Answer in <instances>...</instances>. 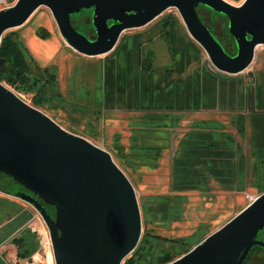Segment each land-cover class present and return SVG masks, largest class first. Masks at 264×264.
Returning a JSON list of instances; mask_svg holds the SVG:
<instances>
[{
	"label": "crops",
	"instance_id": "0c3cea01",
	"mask_svg": "<svg viewBox=\"0 0 264 264\" xmlns=\"http://www.w3.org/2000/svg\"><path fill=\"white\" fill-rule=\"evenodd\" d=\"M15 1L0 0V9ZM91 16L74 23L92 25ZM4 34H15L26 51L32 105L48 103L43 111L68 130L104 132L101 147L150 175L142 185L151 235L184 242L201 229V241L264 192V45L246 70L228 74L211 63L183 19L166 11L125 30L99 56L69 46L45 6ZM41 217L0 190V264H43Z\"/></svg>",
	"mask_w": 264,
	"mask_h": 264
},
{
	"label": "water",
	"instance_id": "95a60500",
	"mask_svg": "<svg viewBox=\"0 0 264 264\" xmlns=\"http://www.w3.org/2000/svg\"><path fill=\"white\" fill-rule=\"evenodd\" d=\"M203 5L228 18L237 52L230 54L202 19ZM41 6L50 9L62 37L77 52L112 51L121 34L176 8L191 36L220 71L238 74L264 45V0H16L0 9V45ZM91 9L94 38L72 16ZM112 23L110 24V22ZM6 62L0 58V66ZM0 172L26 190L50 231L55 264H123L143 234L136 188L111 152L64 128L0 81ZM30 192V193H29ZM44 202L56 208L55 216ZM264 231V192L189 251L166 264H244Z\"/></svg>",
	"mask_w": 264,
	"mask_h": 264
},
{
	"label": "trees",
	"instance_id": "16d2710c",
	"mask_svg": "<svg viewBox=\"0 0 264 264\" xmlns=\"http://www.w3.org/2000/svg\"><path fill=\"white\" fill-rule=\"evenodd\" d=\"M202 8L205 9L209 13L211 20L217 23L218 21L217 17L214 19L212 17V12H215V11L203 5H199L198 10L201 14V17H202V13H201ZM223 16L226 19V23L223 25V32H226L227 36L229 37V43H231V45L233 46V49L235 50L234 53H236V48H237L236 42H235L234 37L229 32L228 18L225 15ZM74 19L75 18L72 16V20ZM202 19L206 22L205 17L204 18L202 17ZM209 27L211 29L212 26H209ZM40 35L43 37H46L48 33L44 32L41 29ZM0 58L6 59V62L0 66V81H2L3 83L4 82L7 83L13 88L18 87V88L29 90L30 92L31 91L34 92L36 85L34 84V82L31 81L32 78L29 72L30 69H29V63H28L26 51L15 34H4L3 35L1 45H0ZM0 177L3 179V181L0 182V190H4L13 195H16V193L20 190L27 191L26 188L22 184L15 182L14 179L10 177L9 175L0 172ZM6 181H9V182L6 183ZM11 185H19L21 189L19 190L15 189ZM44 205L51 212V214L55 216V213H56L55 206L46 204L45 202H44ZM147 211H148L147 212L148 215L151 216L152 210L150 207H147ZM166 213L170 215V213L168 212ZM159 216L161 217V215ZM263 234H264V231L260 233L259 238L262 239ZM149 235L153 239L156 240L155 244H157V241H162L163 243H166L169 246L168 247L169 249L161 250L162 253L159 254L158 261L154 264H166L176 259L177 257L181 256L182 254L186 253L193 247V246L191 247L187 246L185 242H181L179 240L167 238V237L157 235V234L151 235V233L145 231L144 234H142L139 244L137 245L135 250L124 259L123 264H147V258H148L147 256H151V254H153L152 252H150V249H153V246H154V243L148 240ZM148 242L149 244H147ZM175 246L176 247L180 246L182 250L175 248ZM172 248L173 250L177 252V254H174V252L171 251ZM258 249H263V248L260 246L254 247V249L250 252L247 259L245 260V264H248L253 253L256 252Z\"/></svg>",
	"mask_w": 264,
	"mask_h": 264
},
{
	"label": "rangeland",
	"instance_id": "374dc122",
	"mask_svg": "<svg viewBox=\"0 0 264 264\" xmlns=\"http://www.w3.org/2000/svg\"><path fill=\"white\" fill-rule=\"evenodd\" d=\"M230 2H232L233 4H240L243 0H228ZM89 11H92L91 9L87 10H82L81 12H79L78 14H75L73 15L74 18H77V17H81L84 15L85 12H89ZM166 12H170V13H173L175 14L176 16H180L178 10L176 8H169L168 10H166ZM201 13H202V17L204 18L205 17V20L208 24H210L212 27H211V30L212 32L214 33L215 37L222 43L224 44L225 43V40L226 38H228L226 32H223V26H222V23H216L214 22L213 20H211V17L209 15V13L205 10V9H201ZM218 16H223L222 14L220 13H215V12H212V17L216 18ZM223 18H225L223 16ZM79 31H81L82 33L86 34L87 36H89V33L87 31L88 29V25L87 24H77L75 25ZM227 41V46L228 48L231 50V51H234V49L232 48L231 46V43H229V40H226ZM202 48V47H201ZM203 49V48H202ZM203 51L205 52V50L203 49ZM206 53V52H205ZM5 83V82H4ZM8 87H10L11 89H13L17 94H22L24 95L27 99L31 100V102H34V96H33V92L29 91V90H26V89H22V88H18V87H11L10 85H8L7 83H5ZM35 103V102H34ZM36 104V103H35ZM41 110H44L45 112H49L50 110V107L48 105V103L45 104V106L41 107ZM62 125L65 127V128H68L66 126H68L66 123H62ZM68 130V129H67ZM71 131V130H69ZM71 132H74L76 134H80L82 136H85L87 137L88 139H90L91 141H93L94 143L100 145V146H103L104 143V140L106 139V136H105V133L103 132L101 135L99 134V132H94V131H71ZM100 135V136H99ZM104 148V147H103ZM107 149V148H105ZM111 152L114 160L120 165V167L127 173V175L129 176V178L131 179V181L133 182L135 188H136V191H137V195H138V199H139V203H140V207H141V213H142V221H143V234L145 231H147L149 225H148V222L149 220L152 218L150 215H148V211H147V207H146V201H147V196L143 193L144 191V185L142 184H145L147 181H149V174L148 173V177L147 175H142L140 171H138V168H139V164H136L135 160L133 159H130L128 158L127 156L126 157H121L119 156L116 151L112 148V149H107ZM141 166H149L148 164H141ZM152 166V165H151ZM173 166V169L176 168V163L172 165ZM164 167V165H163ZM158 170L160 169L158 167V165H156V167ZM3 181V179L0 177V182ZM9 182V181H6V183ZM148 183V182H147ZM12 187H14L15 189H21V187L19 185H11ZM11 187V188H12ZM8 189V188H7ZM155 208V207H154ZM155 211L158 212V215H161V209H154ZM154 220H157V219H161L160 216H158V218H153ZM40 223H42L41 225V232L39 234V251H40V255L42 256V260H43V264H51L49 262H52V260L54 261V257H53V251H51L52 249V245H51V249L48 248V240H50L51 242V239H50V231H49V228L47 226V224L45 223L44 219L41 217L40 219ZM210 231V230H208ZM202 232H204L203 230H199L197 231L194 235H190V236H187L184 240V242H187L186 245L191 247V246H195V244L199 243L198 241L200 240V235L202 234ZM262 238H264V234L262 235ZM148 240L152 243H154V246H153V249H150V252H152L153 254H151V256H147V264H154L158 261V257H159V254L162 253L161 250H164L162 249V247L158 246L160 245L159 243L158 244H155V239H153L152 237H149ZM149 244V242L147 243ZM167 245V248L169 247L168 244H164L163 247H165ZM174 247V246H172ZM175 248L177 249H180L182 250V248L180 246H175ZM172 252H174V254H177V252L175 250H171ZM48 255V256H47ZM48 257V259H47ZM151 257V258H149ZM49 260V262H48ZM55 264V263H54ZM248 264H264V251H256L250 261L248 262Z\"/></svg>",
	"mask_w": 264,
	"mask_h": 264
},
{
	"label": "flooded vegetation",
	"instance_id": "af4514ba",
	"mask_svg": "<svg viewBox=\"0 0 264 264\" xmlns=\"http://www.w3.org/2000/svg\"><path fill=\"white\" fill-rule=\"evenodd\" d=\"M219 17V16H218ZM218 17H217V19H218ZM221 17H223V16H221ZM213 19H214V17H213ZM224 19V21L223 20H218L217 21V23H221V22H223L222 23V26L226 23V19L225 18H223ZM73 21H75L76 22V20L74 19ZM76 23H78V22H76ZM112 23V21L110 22V24ZM87 31H88V33H89V36L91 37V38H94L95 37V35H96V32H95V30H94V28H93V25H91V24H89L88 25V29H87ZM226 40H229V37L228 38H226ZM225 40V43L223 44L224 45V47H225V49L230 53V54H235L234 52H235V50L234 51H231L229 48H228V46H227V41ZM232 46V45H231ZM237 47V46H236ZM232 48H233V46H232ZM236 52H237V48H236ZM28 192V191H27ZM30 193V192H29ZM263 240H264V238H262ZM257 251H264L263 249H258ZM255 253V252H254ZM253 253V254H254ZM251 259V258H250ZM250 261V260H249ZM244 264H245V262H244Z\"/></svg>",
	"mask_w": 264,
	"mask_h": 264
},
{
	"label": "built area",
	"instance_id": "2783aa9c",
	"mask_svg": "<svg viewBox=\"0 0 264 264\" xmlns=\"http://www.w3.org/2000/svg\"><path fill=\"white\" fill-rule=\"evenodd\" d=\"M18 95H20L23 99H25L28 103H30L31 104V101L29 100V99H27L24 95H22V94H18ZM51 242H50V240H48V248L49 249H51ZM51 251H52V249H51ZM53 253V252H52ZM48 256V255H47ZM54 257V256H53ZM47 259H48V257H47ZM48 262H49V260H48ZM49 263H51V264H54L55 263V261H53L52 260V262H49Z\"/></svg>",
	"mask_w": 264,
	"mask_h": 264
}]
</instances>
